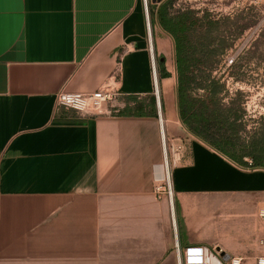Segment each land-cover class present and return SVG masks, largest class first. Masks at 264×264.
<instances>
[{
  "label": "crops",
  "instance_id": "1",
  "mask_svg": "<svg viewBox=\"0 0 264 264\" xmlns=\"http://www.w3.org/2000/svg\"><path fill=\"white\" fill-rule=\"evenodd\" d=\"M155 24L160 99L144 0H0V264H178L177 243L264 258V169L189 132ZM98 90L116 95L100 115L57 105Z\"/></svg>",
  "mask_w": 264,
  "mask_h": 264
},
{
  "label": "rangeland",
  "instance_id": "2",
  "mask_svg": "<svg viewBox=\"0 0 264 264\" xmlns=\"http://www.w3.org/2000/svg\"><path fill=\"white\" fill-rule=\"evenodd\" d=\"M148 2L153 40L156 18L151 8L158 4ZM170 2L173 12L189 9L196 13L192 19L195 24L192 36L209 42L208 57L195 71V76L199 77L197 82L209 77L220 81L215 99H209L210 90L195 89L193 85L189 97L196 106L194 111L205 102L209 108L206 118L212 125L211 134L234 137L232 140L239 146L264 137V0H163L161 4ZM207 13L209 18H206ZM210 20L217 25L211 26ZM228 115L231 122L237 119L233 131L222 122ZM226 150L232 152L231 147ZM236 150L239 154L240 149ZM246 160L251 162V159ZM207 260L210 262V255Z\"/></svg>",
  "mask_w": 264,
  "mask_h": 264
},
{
  "label": "trees",
  "instance_id": "3",
  "mask_svg": "<svg viewBox=\"0 0 264 264\" xmlns=\"http://www.w3.org/2000/svg\"><path fill=\"white\" fill-rule=\"evenodd\" d=\"M171 4L170 2L164 3L159 7L152 6L151 13L155 15L161 28L173 38L175 43L178 81L177 93L180 117L183 124L190 133L206 142L239 166L245 169H264V137L254 143L239 146L232 140L234 137H220V135L218 137V135L214 136L211 134L212 125L206 118V113L209 111V108L205 102L201 103V101H198L201 103V107L197 111H194L193 108L196 106L189 97V92L193 88V85H196L195 89L210 90L209 99H215L219 93L217 86L220 81L212 80L209 77V80L205 79L204 82H197L199 77L197 75L195 76V71L200 69L208 57L207 52L210 49L207 45L208 41L203 37L194 38L192 36V32H195V24L192 22V19L196 13L189 9L173 12V6ZM206 18H209L208 13ZM209 23L213 27L217 25V22L213 20H210ZM210 44L214 46V44ZM211 52L213 53V50ZM158 66L161 78L170 77V74L165 69L164 57L158 60ZM216 106L218 107V105ZM222 122L223 125L229 127L230 131H233L237 119L231 122V117L228 115ZM226 147H231L232 152L226 150ZM237 148L240 149L239 154L236 150ZM246 159H251V162H248Z\"/></svg>",
  "mask_w": 264,
  "mask_h": 264
},
{
  "label": "built area",
  "instance_id": "4",
  "mask_svg": "<svg viewBox=\"0 0 264 264\" xmlns=\"http://www.w3.org/2000/svg\"><path fill=\"white\" fill-rule=\"evenodd\" d=\"M146 19L148 24V31H150V20H149V2L144 0ZM150 51L152 53V65L154 70V80L156 85V96L160 99V93L158 88V77H157V64L154 55L153 44L150 41ZM116 95L109 90H98L89 94L81 93H67L60 92L57 95V105L58 107L73 110L78 114L84 116H96L100 115L110 102L115 99ZM164 143L166 141L164 140ZM166 158V169H167V181L165 186H159L156 188V192L159 195L167 194L170 198H173V187L171 183V176L169 170L168 152L165 149ZM260 217L264 221V206L260 209ZM176 252L178 255V264H209L207 258L208 253L203 247H189L184 250L181 249L180 245L177 243ZM225 264H242V258H224ZM257 264H264V258L258 259Z\"/></svg>",
  "mask_w": 264,
  "mask_h": 264
},
{
  "label": "water",
  "instance_id": "5",
  "mask_svg": "<svg viewBox=\"0 0 264 264\" xmlns=\"http://www.w3.org/2000/svg\"><path fill=\"white\" fill-rule=\"evenodd\" d=\"M153 4H161L163 0H152Z\"/></svg>",
  "mask_w": 264,
  "mask_h": 264
},
{
  "label": "bare ground",
  "instance_id": "6",
  "mask_svg": "<svg viewBox=\"0 0 264 264\" xmlns=\"http://www.w3.org/2000/svg\"><path fill=\"white\" fill-rule=\"evenodd\" d=\"M149 32V39H150V41L152 42V33H151V25H150V31H148ZM153 44V43H152ZM172 205H173V202H172Z\"/></svg>",
  "mask_w": 264,
  "mask_h": 264
}]
</instances>
